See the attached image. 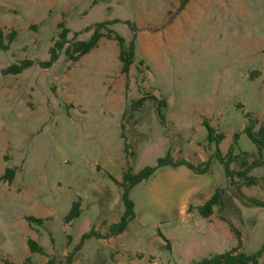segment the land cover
<instances>
[{
  "label": "rangeland",
  "instance_id": "obj_1",
  "mask_svg": "<svg viewBox=\"0 0 264 264\" xmlns=\"http://www.w3.org/2000/svg\"><path fill=\"white\" fill-rule=\"evenodd\" d=\"M182 5L0 0V32H18L11 43L0 39V264H47L74 251V264H194L240 242L264 264V149L245 132L250 118L264 125V0ZM108 20H119L111 27L129 42L131 23L139 27L130 73L108 38L78 62L60 52L45 67L61 23L73 40ZM12 65L21 72L7 73ZM151 94L157 101L141 102ZM208 124L225 135L223 154L234 147V177L214 155ZM167 158L210 162L202 173L160 166ZM149 167L158 169L129 187L136 218L108 237L127 210L126 174ZM8 168L17 170L13 183L2 180ZM217 189L223 206L205 217L199 206ZM78 199L82 215L67 221ZM30 239L46 253L32 251Z\"/></svg>",
  "mask_w": 264,
  "mask_h": 264
},
{
  "label": "trees",
  "instance_id": "obj_2",
  "mask_svg": "<svg viewBox=\"0 0 264 264\" xmlns=\"http://www.w3.org/2000/svg\"><path fill=\"white\" fill-rule=\"evenodd\" d=\"M192 0H183L182 7L185 8ZM119 22V20H108L105 22H101L96 24V26L89 29L88 32H91V36L87 39L82 38H75L71 40L68 36L70 30L68 27H66L65 23H61L60 27L63 28V31L61 32V37L57 41V46L54 50V56L53 60L49 63L45 64V67L51 66L57 59L60 57V52H66V56L68 59L72 60L74 63L80 61L85 55L90 53L93 49H95L97 46H99L100 42L104 38L108 39H115L119 42L120 45V59L122 61V71L124 73H130L132 66L136 63L137 59V40H138V31L139 27L136 24H132V28L134 30V35L132 39L129 40L123 36L121 33L116 32L111 26L115 23ZM92 29V30H91ZM5 32H0V39L3 40L6 36L9 38L10 43L13 42L17 36L18 32L16 30L10 32L9 34H6ZM3 44V43H2ZM4 45V44H3ZM6 46V45H5ZM8 47V46H6ZM144 64V63H143ZM26 65H31L29 61H26ZM21 67L18 65H12L8 68L7 73H20ZM148 98L155 99L157 101V97L154 94H151V96H143L141 98V102H144ZM257 125H259L258 128ZM208 127L210 129V139L211 141L216 140L217 143V149L214 153L215 157L220 159L221 162L225 164L226 168V174L227 176L234 177L235 170H233L230 165L233 163V161L238 158L234 153V147L232 146L230 151L227 154H223V152L220 150V143L225 138V135L222 132H218L211 124H208ZM245 132L248 134V136L251 138V140L257 145L259 150L264 149V125L260 124L259 118H250V123L245 127ZM209 162L205 161L200 166H196L189 162L188 160H181L177 163L173 162L171 159H162L160 161V166L165 165H189L192 168H195L196 170L200 172H206L209 168ZM255 163V162H254ZM244 165L243 170H239L236 173L240 177L244 176L247 172V162H242ZM204 166V168H203ZM158 167H149L144 169L141 173H133L132 170L128 171L126 174L127 178V189L125 193V201L127 205V210L125 214L123 215L120 222L114 223L111 226V230L108 233V237H112L115 235H118L122 232H124L128 226L131 220L135 219L137 214L135 212V203L129 198V187L130 185H135L139 182H141L144 179H149L156 171ZM17 170L15 168H8L5 175H3L2 180H9L10 183H13V180L15 179ZM247 181V180H246ZM256 180L254 178L248 179V184L255 183ZM239 186V185H238ZM240 188V186H239ZM215 206H223V189H217L216 192L212 195L211 199L208 200L207 203L199 206L200 213L205 217H210L213 213ZM83 208H82V202L80 199L76 200L74 207L72 211L70 212L69 216L67 217V221H72L74 218L79 217L82 215ZM30 221L33 223L44 225L47 223L49 219L44 218H38L36 216H29L28 217ZM240 235V233L238 232ZM90 234L87 233L84 235V237L89 236ZM29 245L32 251L34 252H40L42 254L46 253L45 248L34 239L29 240ZM241 242L238 246L231 248L230 250H227L222 253H215L211 257H207L201 261H198L194 264H250L251 262L257 263V258L254 255H249L244 250H241ZM77 256V251L71 252L68 254V256L64 259L62 257H59L57 255H52L49 257V260L47 264H74L75 259ZM6 264H34L31 257H29L25 262L23 263H16L12 262L10 260L5 261Z\"/></svg>",
  "mask_w": 264,
  "mask_h": 264
}]
</instances>
